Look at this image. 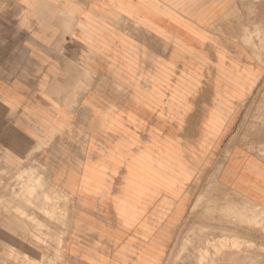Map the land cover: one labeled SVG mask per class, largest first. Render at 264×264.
Segmentation results:
<instances>
[{
    "label": "crops",
    "instance_id": "obj_1",
    "mask_svg": "<svg viewBox=\"0 0 264 264\" xmlns=\"http://www.w3.org/2000/svg\"><path fill=\"white\" fill-rule=\"evenodd\" d=\"M262 93L264 2L0 0V147L52 155L86 264H164L212 173L264 208Z\"/></svg>",
    "mask_w": 264,
    "mask_h": 264
},
{
    "label": "rangeland",
    "instance_id": "obj_2",
    "mask_svg": "<svg viewBox=\"0 0 264 264\" xmlns=\"http://www.w3.org/2000/svg\"><path fill=\"white\" fill-rule=\"evenodd\" d=\"M42 148L17 156L0 147V264H86L67 233L76 203L53 182L52 155ZM206 182L185 187L187 211L164 264H264V208L214 173Z\"/></svg>",
    "mask_w": 264,
    "mask_h": 264
},
{
    "label": "bare ground",
    "instance_id": "obj_3",
    "mask_svg": "<svg viewBox=\"0 0 264 264\" xmlns=\"http://www.w3.org/2000/svg\"><path fill=\"white\" fill-rule=\"evenodd\" d=\"M112 21V20H111ZM111 21H110V23H111ZM116 21V20H115ZM116 97V96H115ZM81 152V151H80Z\"/></svg>",
    "mask_w": 264,
    "mask_h": 264
}]
</instances>
